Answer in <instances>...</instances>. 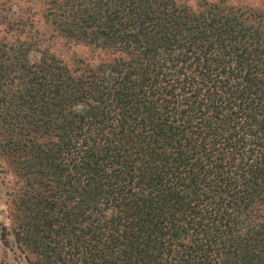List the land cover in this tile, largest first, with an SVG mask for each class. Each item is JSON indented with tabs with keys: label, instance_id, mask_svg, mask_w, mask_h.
Masks as SVG:
<instances>
[{
	"label": "trees",
	"instance_id": "trees-1",
	"mask_svg": "<svg viewBox=\"0 0 264 264\" xmlns=\"http://www.w3.org/2000/svg\"><path fill=\"white\" fill-rule=\"evenodd\" d=\"M0 197V264H264V5L0 0Z\"/></svg>",
	"mask_w": 264,
	"mask_h": 264
},
{
	"label": "rangeland",
	"instance_id": "rangeland-1",
	"mask_svg": "<svg viewBox=\"0 0 264 264\" xmlns=\"http://www.w3.org/2000/svg\"><path fill=\"white\" fill-rule=\"evenodd\" d=\"M249 4L253 5V7H260L264 5V0H249ZM30 5H33L31 3ZM23 8L28 7L27 4L21 5ZM43 28L42 25L37 27V29L41 30ZM47 35V36H46ZM45 41L41 44V48H34L31 57L37 58L41 53H50L54 54L67 63H73L74 60L78 58H86L90 53V48L83 43L74 42L71 40L62 39L59 37L52 38L53 36H49L46 34ZM4 199L0 197V223H5L4 220ZM7 243H10V239H6Z\"/></svg>",
	"mask_w": 264,
	"mask_h": 264
}]
</instances>
